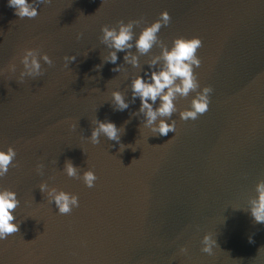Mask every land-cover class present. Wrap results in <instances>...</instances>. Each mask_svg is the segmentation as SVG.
Here are the masks:
<instances>
[{
  "label": "water",
  "instance_id": "obj_1",
  "mask_svg": "<svg viewBox=\"0 0 264 264\" xmlns=\"http://www.w3.org/2000/svg\"><path fill=\"white\" fill-rule=\"evenodd\" d=\"M37 11L19 19L0 0V148L16 152L0 187L20 201L18 231L0 240V264H264V224L244 209L264 180V0H51ZM162 11L170 17L157 34L165 45L177 36L201 40L194 73L212 92L205 113H173L174 133L151 136L138 131L139 101L128 93L148 57L133 69L118 52L121 70L113 72L99 37L102 26L150 23ZM25 48L53 63L17 83L8 65L19 70ZM112 90L127 109L114 110ZM191 95L175 101L178 111ZM95 119L123 125V151L103 136L97 145L84 139ZM66 159L78 174L94 172L93 187L63 173ZM42 181L75 194L78 207L59 214L37 188ZM205 234L216 241L211 255L201 251Z\"/></svg>",
  "mask_w": 264,
  "mask_h": 264
},
{
  "label": "clouds",
  "instance_id": "obj_2",
  "mask_svg": "<svg viewBox=\"0 0 264 264\" xmlns=\"http://www.w3.org/2000/svg\"><path fill=\"white\" fill-rule=\"evenodd\" d=\"M50 2L51 0H7V6L13 9L14 15L19 19H32L38 15L39 6ZM169 21L168 13L162 11L158 18L150 23L143 22L142 18L127 22L118 20L115 26H102L100 29V43L108 50L102 63L115 65L111 71L119 73L121 70V65L116 63L118 52L123 53V64L133 69L140 68V56L148 57L144 62L146 68L130 78L128 93L133 102L139 101L136 112L133 113L141 117L138 131L142 126L152 133L151 136H167L170 132L174 133L175 120L171 119L173 113H177L182 120H195L198 115L205 113L212 92L211 87L199 84L194 73V69L200 65V58L196 52L201 47V40L198 37L177 36L172 38L170 45H165L159 39L158 32L161 27H166ZM134 26L139 28L135 34L133 33ZM154 46L159 48V54H150ZM63 59L65 66H68L76 57L74 55L65 56ZM41 62L49 66L53 63L47 54L25 48L19 54L20 69L17 70V65L13 62L9 63L8 70L15 74L17 83H23L26 77L37 78L44 74ZM101 66L95 65L94 67L99 69ZM189 93L192 95L188 99V106L178 111L175 101L178 98L189 97ZM109 96L115 111H124L128 108L129 101L125 99L121 91L112 90ZM127 123L128 121L124 122V124ZM123 131V125L118 127L113 121L95 119L90 134L84 139L92 145H97L100 137L103 136L107 140L115 141L119 149L123 151V144L120 143ZM15 157V149L11 146L0 148V178L5 176L10 165L14 166ZM42 168L43 165L37 163L36 173L41 174ZM62 171L70 178L78 177L85 187L89 188L93 187L97 179L90 169H85L78 174V167L67 159ZM37 188L61 215L68 214L73 208L78 207V198L75 194L50 187L43 181L38 184ZM254 192L255 196L248 197L244 209L247 210L253 222L264 224V180H258L255 183ZM19 203L16 192L0 187V240L18 231V223L13 222L15 220L13 213ZM201 245V251L208 255H211L213 248L217 247L214 237L207 234L202 236ZM179 251L185 253L186 249L181 247Z\"/></svg>",
  "mask_w": 264,
  "mask_h": 264
}]
</instances>
